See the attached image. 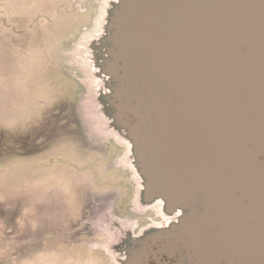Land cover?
<instances>
[{"label": "rangeland", "instance_id": "obj_1", "mask_svg": "<svg viewBox=\"0 0 264 264\" xmlns=\"http://www.w3.org/2000/svg\"><path fill=\"white\" fill-rule=\"evenodd\" d=\"M127 3L0 0V264L195 263L174 234L200 200L150 192L121 125Z\"/></svg>", "mask_w": 264, "mask_h": 264}, {"label": "water", "instance_id": "obj_2", "mask_svg": "<svg viewBox=\"0 0 264 264\" xmlns=\"http://www.w3.org/2000/svg\"><path fill=\"white\" fill-rule=\"evenodd\" d=\"M127 4L114 53L130 62L122 110L135 124L121 125L142 126L150 192L203 207L176 244L194 264H264V0Z\"/></svg>", "mask_w": 264, "mask_h": 264}]
</instances>
